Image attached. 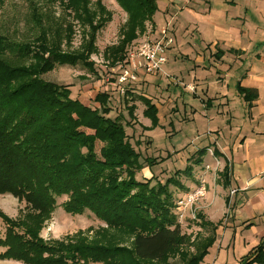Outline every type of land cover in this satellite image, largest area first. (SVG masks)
<instances>
[{
    "label": "trees",
    "instance_id": "trees-1",
    "mask_svg": "<svg viewBox=\"0 0 264 264\" xmlns=\"http://www.w3.org/2000/svg\"><path fill=\"white\" fill-rule=\"evenodd\" d=\"M58 1L83 25L90 26L83 50L63 51L62 44L45 31L15 47L0 35V194L13 195L29 210L18 220L0 210L6 225L0 238V246L5 248L0 260L24 264H171L170 258L178 256L180 264H203L221 221H204L197 213L200 226L210 227L211 232L205 237L183 233L175 212L178 204L169 186L174 183L189 191L179 176H190L194 165L203 162L208 147L196 150L190 157L193 163L178 169L165 182L152 184L154 176L139 180L137 175L145 167L142 155L129 139L120 116H111L112 95L99 92L95 97L99 105L91 107L73 98L70 86L42 77L57 64L82 63L94 71L90 56L98 51L97 30L111 21L103 0L94 2L98 10L90 8L91 0ZM116 2L128 16L118 44L106 48L109 67L118 74L129 45L145 32L147 22L154 23L159 6L158 0ZM29 3L38 12V0ZM10 48L14 61L6 56ZM223 54L222 50L216 52L218 58ZM238 90L247 103L257 97L254 90L240 84ZM134 92L129 88L125 95H119L128 98ZM140 99L146 107L145 116L157 123V106L149 97L142 95ZM128 109L134 118L137 105L133 103ZM97 142L102 143L99 152ZM146 161L154 164L157 159L148 157ZM221 177V184L228 187L227 166ZM64 195L68 199L62 206L68 213L89 210L106 228L93 238L81 234L61 240L43 238L40 230L57 206V198ZM240 264H264V239L241 258Z\"/></svg>",
    "mask_w": 264,
    "mask_h": 264
},
{
    "label": "rangeland",
    "instance_id": "rangeland-1",
    "mask_svg": "<svg viewBox=\"0 0 264 264\" xmlns=\"http://www.w3.org/2000/svg\"><path fill=\"white\" fill-rule=\"evenodd\" d=\"M91 1L90 8L98 10L94 3L96 0ZM251 1L257 2L259 0ZM158 2L159 4H167L172 2H248V0H158ZM103 3L111 15V21L104 28L97 30L96 45L98 51L90 56V60L95 63L94 71L82 63L77 65L57 64L52 71L43 74L42 77L58 85L70 86L72 97L91 107L99 105L95 101L99 92L106 91L112 95L109 101L112 108L110 114L112 117L120 116L129 139L142 155L141 161L145 167L137 175L139 180H147L154 176L152 184L157 181H167L175 175L178 169L183 170L188 164H192L193 161L190 157L196 150L204 147H208L207 154L216 162L219 158H216L214 142L220 136L217 132L211 131H215V128L222 124L218 122L220 118L215 115V117L205 116L208 114L206 112L208 111L207 102L205 101L206 98H209V85L211 87L210 92L213 91V93L219 87L224 86L222 89L226 88L229 91L230 107L248 118V108L236 90L237 80L230 78L226 80L225 84H214L215 80L220 83L223 82L225 79L223 73L225 72L218 68L229 62L224 57L218 58L216 56L218 49H214L212 44L202 48L197 46L195 40L198 35L196 24L181 23L183 18L180 12L183 5L181 7L178 5L176 14L171 13V8L170 10H167L168 7H165L164 10L159 8L154 17V23L147 22L145 32L138 35L127 50L137 47L143 40L157 39L163 35L162 32L167 31L168 35L174 39V42L167 49L168 63L156 73L140 72V80L134 85L133 96L124 98L119 95V90L116 87L117 72L115 73L109 67L110 61L106 56V48L118 44L121 38V29L126 24L128 16L116 0H103ZM38 4V12H35L29 0L0 1V35L7 37L12 47H15L33 41L41 31H45L46 34L62 44L63 51L83 50L84 45L82 46V43H86L91 34L90 26L83 25L75 14L70 10L66 11L58 0H38ZM37 15L39 18L36 17ZM172 17H176L175 22L172 21ZM246 28H248V24ZM68 33L71 34V38H68ZM178 38L181 40L179 41ZM11 50L10 48L6 56L9 60L14 61L15 57ZM171 64L172 66H170ZM142 95L151 98L159 109L157 123H154L152 118L145 116L146 107L140 99ZM133 103L137 105L134 118L130 116L128 109ZM220 108L226 110L225 105H221ZM241 120L244 121L243 118ZM224 133L226 137L230 135L228 130H225ZM219 143L224 144V141L221 140ZM101 147L102 143L97 142L98 152ZM228 154L232 156V151H228ZM148 157L157 159V161L154 164H148L146 161ZM209 157L206 158L208 163L211 162ZM214 162L212 163L215 164ZM208 163L205 166L194 165V171L190 176L182 174L179 176L181 183L185 186L192 181L196 183L188 187L189 191H183L174 183L169 186L178 204L175 212L181 222L182 231L194 237L198 233L199 236L205 237L211 232L210 227L202 228L200 219L196 218L197 213H200L204 217V221L209 220L204 212H199L197 209V206L199 208L206 196L194 205L181 204V200H184L187 194L200 186L201 179L197 182L194 176L197 172L201 173L202 170L200 169H208L212 174L213 182H222V166H212ZM202 180L206 182L207 191H209L210 184L206 180ZM67 199L68 196L66 195L57 198V206L49 218L45 220L40 230V235L43 238L61 240L77 234L93 238L97 231L106 228V224L89 210L82 214L68 213L62 206ZM220 205L215 204L212 212L215 209L216 213L219 214ZM0 210L17 220L24 217L29 211L25 202H20L10 194H0ZM236 214H241L238 221L243 223L251 215V210L246 206ZM216 216L212 215V217ZM5 230L6 225L0 217V238L4 237ZM107 235L112 236L113 234L108 232ZM254 239V232L246 228L244 230L239 229L236 234L232 229H228L225 236L219 237V242H214L203 264H213L220 247V257L215 264H225L227 261L230 263L239 262L248 253V243L251 246L255 243ZM230 241L232 244L229 247ZM4 251L5 248L0 246V253ZM170 262L171 264H180V259L178 256L172 257ZM0 264L24 263L16 260H0ZM152 264L160 263L154 262Z\"/></svg>",
    "mask_w": 264,
    "mask_h": 264
},
{
    "label": "crops",
    "instance_id": "crops-1",
    "mask_svg": "<svg viewBox=\"0 0 264 264\" xmlns=\"http://www.w3.org/2000/svg\"><path fill=\"white\" fill-rule=\"evenodd\" d=\"M178 5L180 7L183 5V9L180 8L183 18L181 23L196 24L197 46L202 48L212 44L214 49L224 52L222 57L229 62L218 68L225 72L223 82L215 80L214 84H225L227 79L235 78L238 96L248 108V118L240 115L230 107L229 91L226 88L222 89L224 86L219 87L213 93V91L210 92L209 85V98L205 101L208 114L205 116L215 115L220 118L218 122L222 124L217 126L215 131H211L217 132L220 136L214 142V150H218L216 158L219 159L214 162L206 154L201 165L205 166L208 163L206 158L209 157L211 158L209 165H220L222 169L227 166L230 185L224 187L221 183L213 182L212 174L208 169H200L201 173L197 172L194 176L197 182L204 179L210 184V189L202 201V208L200 205L197 209L199 212H204L207 219L212 222L221 221L216 231V243L219 242L220 236H225L226 230L232 229L236 234L239 229L246 228L253 231L255 236V243L252 246L248 243L249 252L264 239V0L257 2L251 0L248 2H172L160 3L158 6L163 10L165 7H168L167 10L171 8V13H175ZM171 19L175 22L176 17ZM247 24L248 28H246ZM178 40L180 41L181 38ZM239 84L256 92L257 97L252 103H247L240 95ZM221 105H225L226 110H221ZM242 118L244 121L241 120ZM247 120L248 123H246ZM225 130L230 131L228 137L224 136ZM221 140L224 144L219 143ZM228 151H232V156L228 154ZM189 183V185L186 184L187 187L196 184L193 181ZM227 198H229V204H227ZM215 204H221L219 214L215 209L212 212ZM246 206L250 208L251 215L240 223L238 220L241 214L236 213ZM210 214L217 216L212 217ZM231 244L232 241L228 243V246L230 247ZM220 250L213 264L220 257ZM225 264H240V261L234 263L227 261Z\"/></svg>",
    "mask_w": 264,
    "mask_h": 264
},
{
    "label": "built area",
    "instance_id": "built-area-1",
    "mask_svg": "<svg viewBox=\"0 0 264 264\" xmlns=\"http://www.w3.org/2000/svg\"><path fill=\"white\" fill-rule=\"evenodd\" d=\"M162 36L157 39L143 40L135 48L129 50L125 63L120 67L116 77V87L119 94L125 95L129 88L140 80V72L156 73L162 70L167 62V49L174 42V39L168 35V32H162ZM207 193V185L202 181L193 192L187 194L181 204L194 205L197 201L204 198Z\"/></svg>",
    "mask_w": 264,
    "mask_h": 264
}]
</instances>
